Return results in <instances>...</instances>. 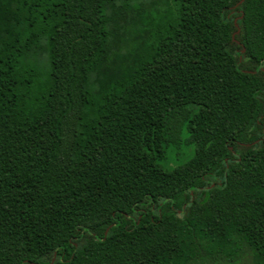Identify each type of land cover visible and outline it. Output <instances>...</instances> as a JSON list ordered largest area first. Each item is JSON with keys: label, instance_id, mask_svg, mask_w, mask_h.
Returning a JSON list of instances; mask_svg holds the SVG:
<instances>
[{"label": "trees", "instance_id": "obj_1", "mask_svg": "<svg viewBox=\"0 0 264 264\" xmlns=\"http://www.w3.org/2000/svg\"><path fill=\"white\" fill-rule=\"evenodd\" d=\"M264 264V0H0V264Z\"/></svg>", "mask_w": 264, "mask_h": 264}, {"label": "rangeland", "instance_id": "obj_2", "mask_svg": "<svg viewBox=\"0 0 264 264\" xmlns=\"http://www.w3.org/2000/svg\"><path fill=\"white\" fill-rule=\"evenodd\" d=\"M240 264H251L249 257L247 258V260H246V258H244V259L240 262Z\"/></svg>", "mask_w": 264, "mask_h": 264}]
</instances>
